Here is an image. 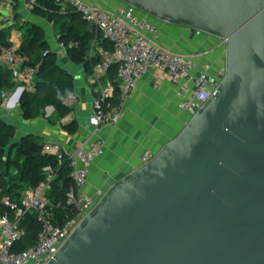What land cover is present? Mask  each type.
Wrapping results in <instances>:
<instances>
[{
    "label": "water",
    "instance_id": "water-1",
    "mask_svg": "<svg viewBox=\"0 0 264 264\" xmlns=\"http://www.w3.org/2000/svg\"><path fill=\"white\" fill-rule=\"evenodd\" d=\"M119 1L220 39L225 74L202 111L112 184L48 264H264V0Z\"/></svg>",
    "mask_w": 264,
    "mask_h": 264
},
{
    "label": "built area",
    "instance_id": "built-area-1",
    "mask_svg": "<svg viewBox=\"0 0 264 264\" xmlns=\"http://www.w3.org/2000/svg\"><path fill=\"white\" fill-rule=\"evenodd\" d=\"M62 9L71 7L88 22L95 33L110 44V48H97V61L92 66L87 82L94 96L90 124L94 132L103 126L116 125L124 110L129 94L136 88L138 80L150 69L165 76L175 87V98L180 110L189 119L200 113L209 103L219 83L222 81L224 64L213 68L211 63L197 64L191 56L175 53L159 44V32L155 24L134 7L122 3L116 11H108L84 0H56ZM35 0H23V9L30 12ZM21 34L14 33L9 45H0V69L10 71L14 87L0 91V110L6 104L15 102L24 92L35 89L36 67L25 63L18 53ZM91 41V49L95 45ZM63 48V44L60 43ZM114 70V81L107 78ZM114 102H110L111 98ZM73 93L64 98L70 107ZM100 139L85 140L71 152H65L57 143H45L42 153L57 162L55 167L43 168L44 178L35 186L26 188L19 200L3 193L0 187V264H48L62 243L68 238L80 221L93 209L104 194L94 201L82 192L89 169L96 157L103 153ZM150 152L142 156V165L153 158ZM67 161L70 167V184L62 201L49 198L51 185L57 178L59 166ZM32 214L39 226L36 238L30 246L20 249L26 230L21 226Z\"/></svg>",
    "mask_w": 264,
    "mask_h": 264
},
{
    "label": "crops",
    "instance_id": "crops-1",
    "mask_svg": "<svg viewBox=\"0 0 264 264\" xmlns=\"http://www.w3.org/2000/svg\"><path fill=\"white\" fill-rule=\"evenodd\" d=\"M84 1L108 11H116L122 5L119 0ZM12 2L18 4L19 22L11 20L10 24L21 25L22 21L29 20L41 26L50 50L73 75L75 83L71 112L66 117L59 119L52 107H46L43 115L25 120L19 110L17 119H13L15 137L34 135L42 144H59L65 152H71L85 140L100 139L104 145L103 153L93 161L87 181L82 187L84 194L92 198L99 197L108 192L112 184L141 166L144 153L155 155L173 139L185 127L189 116L178 108L175 87L169 79L158 75L152 68L138 80L136 88L127 97L119 122L114 126H103L94 132L90 124L94 96L87 82L88 75L82 66L72 63L66 56L56 40V30H53L52 24L31 12L25 17L23 0H10L11 9ZM139 16L148 18L143 14ZM151 21L158 29L159 44L162 47L189 55L199 65L208 62L213 68H218L224 64L225 47L220 39L192 32L186 26ZM14 33L21 34V31L11 30L9 42ZM107 78L114 81L110 75ZM9 108H13L12 103L7 105V109ZM0 111L5 114L4 109ZM72 121L77 127L70 133L65 129V124Z\"/></svg>",
    "mask_w": 264,
    "mask_h": 264
},
{
    "label": "trees",
    "instance_id": "trees-1",
    "mask_svg": "<svg viewBox=\"0 0 264 264\" xmlns=\"http://www.w3.org/2000/svg\"><path fill=\"white\" fill-rule=\"evenodd\" d=\"M31 13L44 18L56 28V40L63 44L64 53L70 61L82 66L85 73H91L92 66L97 61V48L109 49L107 40L95 33L92 26L81 18L78 12L71 7L62 9V4L56 0H35ZM14 21L19 20L18 4L12 2ZM11 25L0 29V45H9L8 35ZM21 42L18 53L25 59V63L36 67L35 89L33 92H24L19 99V110L23 119H34L44 114L46 107H52L55 115L62 119L66 117L71 108L63 100L74 92L75 83L73 75L64 68L57 59V55L50 50L43 28L29 20L22 21L19 29ZM95 39V45L90 43ZM108 75L114 79V70L110 69ZM14 87L10 71L0 69V91H10ZM114 98L110 102H114ZM77 125L74 121L65 124V129L72 133ZM15 136L12 124L0 121V187L3 193L14 200H19L22 192L38 184L43 178V168L47 165H57L54 157L42 153L43 144L34 135H24L6 147ZM13 152V154H12ZM70 167L64 161L58 169L57 178L51 185L49 198L52 201H62L65 190L70 184ZM0 210L3 208L0 206ZM21 226L26 235L20 249L33 244L39 231L34 216L28 214Z\"/></svg>",
    "mask_w": 264,
    "mask_h": 264
},
{
    "label": "rangeland",
    "instance_id": "rangeland-1",
    "mask_svg": "<svg viewBox=\"0 0 264 264\" xmlns=\"http://www.w3.org/2000/svg\"><path fill=\"white\" fill-rule=\"evenodd\" d=\"M10 5H11L10 0H0V12H7V15H2L0 13V29L2 27H8L9 25H11L10 24L11 20H13V18H14V12H13V9H11ZM23 11H24L25 17H26V15H28V13H30L24 9H23ZM18 22L19 21L17 20V23ZM17 23L12 24V26H11L12 28H10V31L15 30V29H19L20 25H18ZM53 30H56V28L53 27ZM55 35H56V33H55ZM2 109L5 110V114L3 115V112L0 111V121H5V122L11 123L13 125V119L14 118L17 119V113L19 111V103L15 107L10 108V109H7V104H6L5 106L2 107ZM188 120H189V117H188ZM17 126H19V124ZM17 140H19L18 136H16V137L14 136V138L11 139L10 143H14ZM12 154H13V152H12ZM93 200L97 201L98 197H94ZM32 262L33 261H30L28 264H33Z\"/></svg>",
    "mask_w": 264,
    "mask_h": 264
}]
</instances>
